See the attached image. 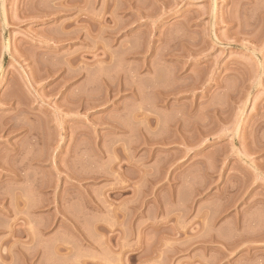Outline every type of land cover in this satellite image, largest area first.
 <instances>
[{
  "label": "rangeland",
  "instance_id": "374dc122",
  "mask_svg": "<svg viewBox=\"0 0 264 264\" xmlns=\"http://www.w3.org/2000/svg\"><path fill=\"white\" fill-rule=\"evenodd\" d=\"M0 264H264V0H0Z\"/></svg>",
  "mask_w": 264,
  "mask_h": 264
}]
</instances>
